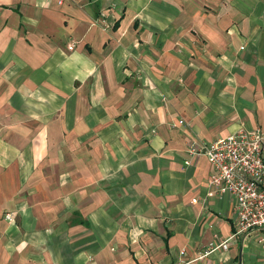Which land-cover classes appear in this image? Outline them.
<instances>
[{
    "label": "crops",
    "instance_id": "0c3cea01",
    "mask_svg": "<svg viewBox=\"0 0 264 264\" xmlns=\"http://www.w3.org/2000/svg\"><path fill=\"white\" fill-rule=\"evenodd\" d=\"M256 129L264 0H0V264H264L186 152Z\"/></svg>",
    "mask_w": 264,
    "mask_h": 264
},
{
    "label": "built area",
    "instance_id": "2783aa9c",
    "mask_svg": "<svg viewBox=\"0 0 264 264\" xmlns=\"http://www.w3.org/2000/svg\"><path fill=\"white\" fill-rule=\"evenodd\" d=\"M186 152L190 158L204 156L212 166L211 183L237 200L233 234L212 244L208 252L227 249L230 239L236 235L246 237L256 233L261 235L260 241L264 244V133L260 129L240 130L209 141L193 139ZM184 164H190L189 158Z\"/></svg>",
    "mask_w": 264,
    "mask_h": 264
},
{
    "label": "rangeland",
    "instance_id": "374dc122",
    "mask_svg": "<svg viewBox=\"0 0 264 264\" xmlns=\"http://www.w3.org/2000/svg\"><path fill=\"white\" fill-rule=\"evenodd\" d=\"M183 122V120L181 119V121L179 120V123H182Z\"/></svg>",
    "mask_w": 264,
    "mask_h": 264
}]
</instances>
